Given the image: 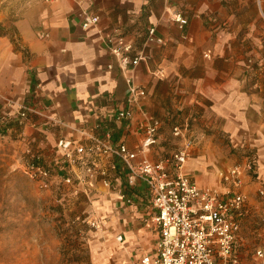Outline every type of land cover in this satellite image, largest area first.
Segmentation results:
<instances>
[{
    "label": "crops",
    "instance_id": "0c3cea01",
    "mask_svg": "<svg viewBox=\"0 0 264 264\" xmlns=\"http://www.w3.org/2000/svg\"><path fill=\"white\" fill-rule=\"evenodd\" d=\"M17 1L12 7L0 0V114H12L3 140L45 163L53 187H81L83 169L70 164L61 140L90 145L103 139L137 151L149 118L161 121L159 141L135 162L170 155L180 143L173 128L188 124L197 142L185 172L200 186L219 185V171L246 147L257 146L256 160L264 159V135L251 133L263 125L249 116L254 73L246 63L263 25L256 0ZM176 11L189 20L184 28L173 19ZM86 12L99 22L84 28ZM110 37L131 44L139 63L122 70ZM132 84L146 91L136 105L128 101ZM20 104L30 108L24 118L17 114ZM125 110L132 117L117 118ZM96 165L107 174L88 179L87 194L106 225L103 264H134L157 239L147 187L140 179L129 185V169L115 156L99 157ZM68 176L73 184L64 182ZM242 180L237 254L242 264H259L264 180L247 172Z\"/></svg>",
    "mask_w": 264,
    "mask_h": 264
},
{
    "label": "built area",
    "instance_id": "2783aa9c",
    "mask_svg": "<svg viewBox=\"0 0 264 264\" xmlns=\"http://www.w3.org/2000/svg\"><path fill=\"white\" fill-rule=\"evenodd\" d=\"M261 5V0H258ZM173 19L181 28L188 25V18L179 11ZM99 22V16L84 13L82 25L88 28ZM155 28L150 30V40H154ZM108 44L112 53L118 58L122 70L129 65H137L140 56L133 58V47L126 44L123 37H110ZM146 91L138 86H130L129 103H140ZM11 106V104H9ZM30 108L20 104L17 112L24 118ZM12 114H0V137L6 132L7 123ZM132 110L118 113L117 118L129 119ZM161 121L149 118L140 148L132 151L124 143L113 144L103 139H95L90 145H78L72 141L61 140L60 148L73 166H79L83 173L77 176L79 183H87L88 179L99 171V157H117L128 169L127 182L134 185L140 179L147 187L153 209V221L157 227V239L152 248L144 252L134 264H242L237 254V242L241 230L240 214L243 211L245 196L240 191L243 186L242 174L255 168V160L248 157L244 164L238 163L228 170H220L221 180L217 186H200L194 177L186 174L185 166L197 139L188 124L176 125L173 135L180 143L170 155L157 161L143 157L136 163L138 153L157 145ZM29 165V175L43 189L51 187L52 177L48 166L43 162ZM65 183L73 184L72 177H65ZM108 185L109 181L105 180ZM264 195V189L260 190ZM132 198L127 202L131 203ZM102 218L93 221V225L102 226ZM117 239L121 241L122 235ZM259 264H264V247L256 251Z\"/></svg>",
    "mask_w": 264,
    "mask_h": 264
},
{
    "label": "rangeland",
    "instance_id": "374dc122",
    "mask_svg": "<svg viewBox=\"0 0 264 264\" xmlns=\"http://www.w3.org/2000/svg\"><path fill=\"white\" fill-rule=\"evenodd\" d=\"M3 3L18 7L20 1ZM256 5L263 25L255 34L246 63L254 73L249 80L255 105L249 116L263 125L251 133L263 136L264 4L256 0ZM3 139L0 137V264H103L102 233L106 225L103 219L102 226L93 225L102 217L96 212L100 206H93L87 194L89 182H78L81 187L59 183L57 187L40 188L29 175L28 164L34 160L15 141ZM251 147L238 153L232 166L244 164L250 157L257 163L253 170L244 172L254 180H264V159L258 162L252 150L257 146Z\"/></svg>",
    "mask_w": 264,
    "mask_h": 264
},
{
    "label": "trees",
    "instance_id": "16d2710c",
    "mask_svg": "<svg viewBox=\"0 0 264 264\" xmlns=\"http://www.w3.org/2000/svg\"><path fill=\"white\" fill-rule=\"evenodd\" d=\"M0 32H2V31L0 30Z\"/></svg>",
    "mask_w": 264,
    "mask_h": 264
}]
</instances>
